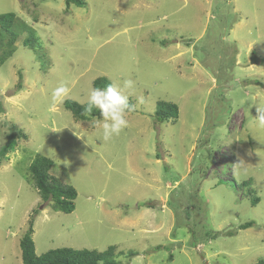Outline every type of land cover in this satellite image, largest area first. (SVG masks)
Returning a JSON list of instances; mask_svg holds the SVG:
<instances>
[{"label":"rangeland","instance_id":"obj_1","mask_svg":"<svg viewBox=\"0 0 264 264\" xmlns=\"http://www.w3.org/2000/svg\"><path fill=\"white\" fill-rule=\"evenodd\" d=\"M84 1L0 0L41 46L21 33L0 66V264H22L30 217L36 254L115 245L123 264L264 259V0ZM100 76L135 82L128 126L108 141L103 118L63 105L88 102ZM61 83L70 91L53 108ZM158 101L177 105L175 122L154 119ZM36 155L76 189L72 212L37 193Z\"/></svg>","mask_w":264,"mask_h":264},{"label":"trees","instance_id":"obj_2","mask_svg":"<svg viewBox=\"0 0 264 264\" xmlns=\"http://www.w3.org/2000/svg\"><path fill=\"white\" fill-rule=\"evenodd\" d=\"M66 7L71 4L77 6L84 5V0H65ZM21 33L26 35L22 39L23 46L34 48L36 45L39 49L41 46L37 44L38 38L33 34L32 28L25 22L18 20L14 12L0 13V66L12 55L14 45ZM19 81L17 88L21 89V73L19 72ZM110 81L105 76L97 77L93 80V88H106ZM129 110L133 111L134 107L131 100L128 101ZM64 107L69 110L76 120H89L91 118L102 119L99 109L92 108L89 110L88 102L79 103L76 100L65 99ZM178 116V107L173 102L158 101L156 104L155 120L159 123L175 122ZM26 134L19 133L11 134L8 141V148L12 149L15 145L16 138H26ZM53 160L45 155H36L30 164L28 170L33 181L37 193L43 201L49 202V205L56 210L64 213H70L74 210V200L76 198V189L55 177L50 173ZM250 180L244 181L243 185H248ZM250 194L254 191L248 190ZM259 197L252 194L250 203L255 206ZM34 214L37 211L34 210ZM34 218L30 217L28 226L22 233L19 239V247L21 250L22 264H123L116 261L114 256L122 254L121 251L115 252L116 246L111 245L104 251L89 250V249H73L69 247H60L50 249L44 253L36 254L35 246L32 239ZM254 224L253 221H248L240 225V228H247ZM134 252H128L127 256H134ZM255 264H264V259L258 260Z\"/></svg>","mask_w":264,"mask_h":264},{"label":"clouds","instance_id":"obj_3","mask_svg":"<svg viewBox=\"0 0 264 264\" xmlns=\"http://www.w3.org/2000/svg\"><path fill=\"white\" fill-rule=\"evenodd\" d=\"M135 82L132 79H124L122 85L109 84L106 88H92L89 93L88 107L99 109L102 122L97 126L102 129V139L111 140L128 126L127 113L129 110L126 91L132 90ZM69 87L61 83L52 91V106L55 108L69 94Z\"/></svg>","mask_w":264,"mask_h":264},{"label":"water","instance_id":"obj_4","mask_svg":"<svg viewBox=\"0 0 264 264\" xmlns=\"http://www.w3.org/2000/svg\"><path fill=\"white\" fill-rule=\"evenodd\" d=\"M259 61H260L259 59H258V60H255V58H252V59H251V63H252V64L255 63V62H258V63H259Z\"/></svg>","mask_w":264,"mask_h":264}]
</instances>
